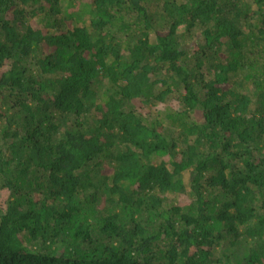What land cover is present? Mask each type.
Listing matches in <instances>:
<instances>
[{
    "label": "trees",
    "instance_id": "16d2710c",
    "mask_svg": "<svg viewBox=\"0 0 264 264\" xmlns=\"http://www.w3.org/2000/svg\"><path fill=\"white\" fill-rule=\"evenodd\" d=\"M0 191V264H264V0H0Z\"/></svg>",
    "mask_w": 264,
    "mask_h": 264
},
{
    "label": "rangeland",
    "instance_id": "374dc122",
    "mask_svg": "<svg viewBox=\"0 0 264 264\" xmlns=\"http://www.w3.org/2000/svg\"><path fill=\"white\" fill-rule=\"evenodd\" d=\"M84 17H85V16H84ZM84 17H83V18H84ZM83 18H81V20H82ZM80 24H81L80 22L77 23V25H80ZM71 26H72L71 22L68 23V24L65 23V26L62 28L63 32H65L66 28H71ZM50 51H51V50L48 51V50L45 48V52H46V53H50ZM172 106H173V105H172ZM189 179H190V174H189V172H184V173L182 174V180H183L184 185L186 186V192H185L184 194H182V195H179V196L176 198V200H175V201L179 202L181 205L187 204V203L191 200V197H190V195H189V191H190V183H189ZM32 197H33V198H41V197L39 196V194L36 193V192L33 193ZM9 198H10L9 193H7V192H3V191H0V207H5V206L7 205V201H8ZM223 245H227V244H220V245H218L217 247L215 246V247H214L215 249L213 248V249H214V250H213V251H214V254L219 255L220 250H222V249L224 248Z\"/></svg>",
    "mask_w": 264,
    "mask_h": 264
}]
</instances>
